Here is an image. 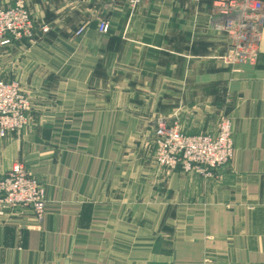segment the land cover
Instances as JSON below:
<instances>
[{
  "label": "crops",
  "instance_id": "1",
  "mask_svg": "<svg viewBox=\"0 0 264 264\" xmlns=\"http://www.w3.org/2000/svg\"><path fill=\"white\" fill-rule=\"evenodd\" d=\"M23 1L37 38L0 45V81L32 111L0 137V178L26 165L47 210L0 216V264H264V28L256 63L228 64L212 0ZM223 115L228 166L158 170L159 118L214 135Z\"/></svg>",
  "mask_w": 264,
  "mask_h": 264
},
{
  "label": "built area",
  "instance_id": "2",
  "mask_svg": "<svg viewBox=\"0 0 264 264\" xmlns=\"http://www.w3.org/2000/svg\"><path fill=\"white\" fill-rule=\"evenodd\" d=\"M145 1L126 0L136 8ZM211 25L224 34L229 50L228 64L254 65L257 61L264 28V0H213ZM101 33L107 34L110 24L101 20ZM49 27L42 28L43 33ZM81 28L77 35H81ZM37 38L35 20L23 0L14 6L0 8V45L15 42L33 43ZM32 103L19 81H0V137L21 134L30 123ZM154 152L158 170L185 173L196 172L212 178L229 165L235 153L233 121L223 115L216 134L187 135L178 124L159 118L155 123ZM30 208L39 221H43L47 201L38 179L23 163L0 178V216L18 208Z\"/></svg>",
  "mask_w": 264,
  "mask_h": 264
},
{
  "label": "rangeland",
  "instance_id": "3",
  "mask_svg": "<svg viewBox=\"0 0 264 264\" xmlns=\"http://www.w3.org/2000/svg\"><path fill=\"white\" fill-rule=\"evenodd\" d=\"M212 6H213V0H212Z\"/></svg>",
  "mask_w": 264,
  "mask_h": 264
}]
</instances>
